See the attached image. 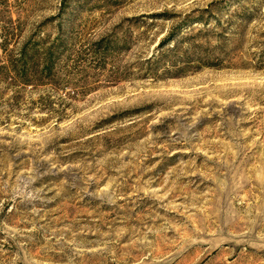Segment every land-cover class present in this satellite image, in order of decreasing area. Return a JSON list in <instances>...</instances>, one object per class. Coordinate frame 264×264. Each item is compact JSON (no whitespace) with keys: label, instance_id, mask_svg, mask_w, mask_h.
<instances>
[{"label":"rangeland","instance_id":"1","mask_svg":"<svg viewBox=\"0 0 264 264\" xmlns=\"http://www.w3.org/2000/svg\"><path fill=\"white\" fill-rule=\"evenodd\" d=\"M3 39L0 264H264V0H0Z\"/></svg>","mask_w":264,"mask_h":264},{"label":"trees","instance_id":"2","mask_svg":"<svg viewBox=\"0 0 264 264\" xmlns=\"http://www.w3.org/2000/svg\"><path fill=\"white\" fill-rule=\"evenodd\" d=\"M7 42H8V39H3L2 43H0V46H3L2 44L7 43ZM0 49L3 51L4 54H6V56L8 55L7 49H5L4 47H0ZM26 60H27L26 51L21 52L17 57H15L14 55H9L8 62L10 63L12 69H14L15 73L20 78L21 77L26 78V75H27V71L25 69Z\"/></svg>","mask_w":264,"mask_h":264}]
</instances>
